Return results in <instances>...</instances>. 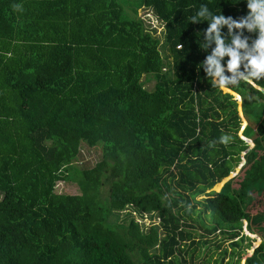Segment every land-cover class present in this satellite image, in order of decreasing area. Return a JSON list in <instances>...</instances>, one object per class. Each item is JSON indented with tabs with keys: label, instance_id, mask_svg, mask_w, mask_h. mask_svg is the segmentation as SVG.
I'll return each mask as SVG.
<instances>
[{
	"label": "trees",
	"instance_id": "obj_1",
	"mask_svg": "<svg viewBox=\"0 0 264 264\" xmlns=\"http://www.w3.org/2000/svg\"><path fill=\"white\" fill-rule=\"evenodd\" d=\"M201 5L249 13L247 0H0V264H190L211 243L193 223L230 240L220 264H240L244 220L262 238L245 264H264V211L250 213L264 187V80L228 89L256 120L249 149L236 101L200 67L215 47L204 50L208 21L191 22ZM82 144L101 158L80 170ZM242 152V175L218 187ZM62 181L80 193L58 196Z\"/></svg>",
	"mask_w": 264,
	"mask_h": 264
},
{
	"label": "clouds",
	"instance_id": "obj_2",
	"mask_svg": "<svg viewBox=\"0 0 264 264\" xmlns=\"http://www.w3.org/2000/svg\"><path fill=\"white\" fill-rule=\"evenodd\" d=\"M247 7L248 15L238 20L225 17L222 14L212 15L207 5H201L196 15L191 17L192 23H199L200 19L208 21L209 26L204 34L206 37L204 50L212 48L213 44L215 47L212 48L200 67L206 72L213 88L225 90L229 89V86H238L241 82L254 85L256 81L264 80V0H247ZM13 8L22 10V6L19 4L13 5ZM147 15H149L148 18H151L149 13ZM151 20L148 19L146 24L150 25V29H157L159 35L163 26L159 25V22L154 18ZM225 27L228 29L227 38L222 31ZM245 30L248 33L257 34V38L250 43V38L245 36ZM177 47L180 50L183 49L182 44ZM225 58H227L226 66ZM255 87L259 88L256 85ZM259 89L261 90V88ZM245 127L242 129V133ZM231 140L232 137L225 134L218 141L211 142L208 147H215L217 143L227 146ZM246 227L245 229L251 233Z\"/></svg>",
	"mask_w": 264,
	"mask_h": 264
},
{
	"label": "rangeland",
	"instance_id": "obj_3",
	"mask_svg": "<svg viewBox=\"0 0 264 264\" xmlns=\"http://www.w3.org/2000/svg\"><path fill=\"white\" fill-rule=\"evenodd\" d=\"M131 2H134V0H131ZM134 4V3H133ZM147 9L141 8L138 10V16L143 18V19H148L147 15ZM151 14V12H150ZM151 18H154V16H152V14L150 15ZM158 33V32H157ZM146 87L151 90L154 87V81L149 82ZM258 90H260L259 88H257ZM223 91H229L228 89H225ZM261 91V90H260ZM230 93V91H229ZM264 94V92H263ZM231 95L233 96V99L236 101V109H237V105H238V111L240 112L239 117L241 116L240 121H242V124L240 122V130L238 132L237 130V136L240 138V135L243 134L242 133V129L246 126V124H250L251 127L255 128L256 127V120H248L246 119L245 115L243 114V100H238V104H237V100L234 96V94L231 93ZM254 100H260V99H264V98H259V96H253ZM264 102V100H263ZM237 111V112H238ZM241 139V138H240ZM249 148H252L253 145L252 143H248ZM101 158V147H96V148H89L86 145L82 144L81 146V151H80V155L77 158V161L74 163V165L82 170V169H87V168H91L93 167ZM244 164V154L243 152L240 155V161L238 166L234 169L233 172H231V174L223 179L218 185L221 186V188L224 186V184L228 181V179L233 178V175H235L234 177H236V179L238 177H240V175H242V166ZM237 173V174H236ZM217 185V184H216ZM216 185L210 189L208 192L210 193L211 191H215L218 192V190H215ZM220 188V190H221ZM219 190V191H220ZM56 194L58 196H62V195H66V194H79V188L76 184L75 181H71V182H59L55 188ZM250 196L252 199L251 202V206H250V213L251 214H255L257 212L260 211H264V187H259L257 185L253 186V188L251 189L250 192ZM209 198L208 196L204 195V196H197L196 200L197 201H203L204 199ZM199 209V208H198ZM207 218L209 216H206ZM205 217V221L207 222V218ZM141 222H145V223H149L148 219H143L140 220ZM156 222H158V219H156ZM194 224V230H193V234L195 235V240L198 241H202V240H206L209 239L211 243H208L207 245H199L196 244L195 246L198 248V250L195 252L194 258L191 260L190 259V264H215V261H218V264H220V254L221 251L224 249H228V252L231 251V246H230V240L228 238H225L224 236H222L221 233L216 232L215 235H207L205 234V239L202 238L200 235L204 234L203 230L198 226V224L193 223ZM247 225V221H243V225H242V229L240 230V235H244V236H248V240L244 241L242 243V247H243V252H241V258H240V264H245L246 259L248 257H250L253 254V251L255 250V248L261 243L262 238L257 235H251L249 234V232L245 229ZM247 228V227H246ZM246 236V237H247ZM259 238V240H258ZM187 243H189L187 241ZM220 245V249L217 248V246ZM189 259V257H188ZM210 259V261L207 263V261ZM236 261V257H232V254L228 256V258H225L223 263L225 264H233Z\"/></svg>",
	"mask_w": 264,
	"mask_h": 264
},
{
	"label": "water",
	"instance_id": "obj_4",
	"mask_svg": "<svg viewBox=\"0 0 264 264\" xmlns=\"http://www.w3.org/2000/svg\"><path fill=\"white\" fill-rule=\"evenodd\" d=\"M254 86H255V84H254ZM228 89V88H227ZM226 92H229V91H226ZM237 96H240V95H238V94H236ZM235 96V95H234ZM240 138L243 140V141H245V142H247V143H252V145H253V142H252V140L251 139H249V138H246V137H244L242 134L240 135ZM254 146V145H253ZM244 155L246 154V152H244L243 153ZM244 162H245V160H244ZM237 174V173H236ZM235 175H233V177H234ZM231 179V178H230ZM229 180V179H228Z\"/></svg>",
	"mask_w": 264,
	"mask_h": 264
},
{
	"label": "bare ground",
	"instance_id": "obj_5",
	"mask_svg": "<svg viewBox=\"0 0 264 264\" xmlns=\"http://www.w3.org/2000/svg\"><path fill=\"white\" fill-rule=\"evenodd\" d=\"M234 95L238 98V100H241V99H240V96H237L236 93H235Z\"/></svg>",
	"mask_w": 264,
	"mask_h": 264
},
{
	"label": "built area",
	"instance_id": "obj_6",
	"mask_svg": "<svg viewBox=\"0 0 264 264\" xmlns=\"http://www.w3.org/2000/svg\"><path fill=\"white\" fill-rule=\"evenodd\" d=\"M178 48V47H177ZM149 220V219H148ZM141 222V221H140ZM147 225L150 224V220H149V223H146Z\"/></svg>",
	"mask_w": 264,
	"mask_h": 264
}]
</instances>
